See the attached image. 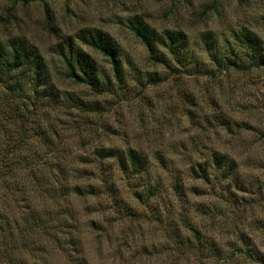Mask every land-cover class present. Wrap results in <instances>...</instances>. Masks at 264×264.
Here are the masks:
<instances>
[{
	"label": "rangeland",
	"instance_id": "obj_1",
	"mask_svg": "<svg viewBox=\"0 0 264 264\" xmlns=\"http://www.w3.org/2000/svg\"><path fill=\"white\" fill-rule=\"evenodd\" d=\"M135 19L178 33L173 55L161 48L166 65L149 58ZM86 29L118 45L121 82L78 40ZM13 38L50 76L6 108L28 115L21 168L0 177V209L15 199L4 207L11 245L23 242L11 264H264V0H0V43ZM70 40L107 87L63 76ZM106 149L136 150L145 166L123 170L100 158ZM214 154L235 162L229 178Z\"/></svg>",
	"mask_w": 264,
	"mask_h": 264
},
{
	"label": "trees",
	"instance_id": "obj_2",
	"mask_svg": "<svg viewBox=\"0 0 264 264\" xmlns=\"http://www.w3.org/2000/svg\"><path fill=\"white\" fill-rule=\"evenodd\" d=\"M12 5L22 3L28 4L34 0H7ZM43 1V0H41ZM131 30L134 35L145 46L149 58L166 65L165 53L161 51L164 48L171 55L179 47L180 36L174 31H166L164 35L156 33L150 29L141 19H135L131 24ZM242 40L247 42V46L254 50L256 47V38L248 30L243 31ZM81 44L86 45L93 51L105 57L111 67L113 76L118 82H121L122 70L119 59V48L114 39L106 32L101 30H81L78 35ZM62 50V48H61ZM64 72L63 76L73 80L76 83H82L95 89L107 87L110 82H104L101 79V73L95 59L85 51L81 46L76 45L73 41L66 42V51L60 53ZM49 71L43 60V57L31 45L23 40L16 38L10 39L7 44L0 43V109L1 116L5 119L6 124H13L11 127H0L6 130L9 135L0 137V177L11 175V169L21 168L15 154L19 153L26 144L24 137L25 121L28 115L20 109H16L11 114V110L7 109L11 105V98L14 99L23 91L22 86L29 83L33 91L37 93L39 89L45 88L48 84ZM41 86V88H37ZM41 95H47V91L40 90ZM52 91L48 92L52 95ZM17 93V94H16ZM45 93V94H44ZM49 94L47 96H49ZM16 95V97H15ZM16 100V99H15ZM23 111L27 108L22 107ZM11 109V107H10ZM12 116V117H11ZM18 122V126L16 123ZM5 124V125H6ZM16 126V127H15ZM14 133V137H11ZM100 158L113 157L118 161L119 167L123 170L128 169L130 172H140L145 166V157L133 149H129L125 155L117 153L113 149H106L99 152ZM214 170H220L225 165L226 157L220 154H214L212 157ZM235 162L230 160L222 173L223 177L232 174ZM30 172H34L30 169ZM219 171H216V174ZM229 178V177H228ZM5 190H8L5 188ZM15 200V199H14ZM12 199V202L14 201ZM11 198L6 199V206H11ZM5 205L0 209V230L3 232L0 239V264H11L14 254L21 251L23 242H14L11 245V209L10 214H6ZM6 228V229H5ZM237 252L247 255L251 258L250 253H245L240 249ZM257 256L259 253L256 254ZM253 261L262 262L260 257H255ZM262 264V263H260Z\"/></svg>",
	"mask_w": 264,
	"mask_h": 264
}]
</instances>
